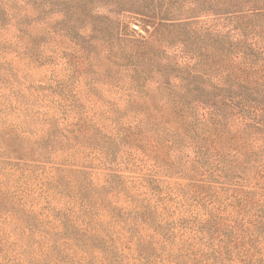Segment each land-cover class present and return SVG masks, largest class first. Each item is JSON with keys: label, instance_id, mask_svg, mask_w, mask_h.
I'll use <instances>...</instances> for the list:
<instances>
[{"label": "rangeland", "instance_id": "rangeland-1", "mask_svg": "<svg viewBox=\"0 0 264 264\" xmlns=\"http://www.w3.org/2000/svg\"><path fill=\"white\" fill-rule=\"evenodd\" d=\"M86 1L0 0V264H264V138L170 91L212 37L173 36L168 76L141 42L192 15L225 35L230 10Z\"/></svg>", "mask_w": 264, "mask_h": 264}, {"label": "trees", "instance_id": "trees-1", "mask_svg": "<svg viewBox=\"0 0 264 264\" xmlns=\"http://www.w3.org/2000/svg\"><path fill=\"white\" fill-rule=\"evenodd\" d=\"M81 1L87 3L88 8L94 5V2ZM97 1L99 4L112 3L115 6H124L117 0ZM215 6L230 10L228 11L230 26L225 35H220L217 31L219 30L217 26L220 25L218 20L213 23L212 29L206 31L204 25H199V15H192L187 19H163L164 24L160 28L155 27L152 37L141 42L146 44V47L156 45L157 51L162 53L160 60L165 68L164 75L168 76L171 70L169 66L173 65V58L167 45L175 40L173 36L179 37L181 34L190 33L197 38L198 34L199 37L209 34V37H212H210L212 44L208 52L210 61L203 60L201 55H195L199 62L186 65L184 69L187 73L183 77L185 83L176 87L172 86L170 89L179 96V100H175L176 104H180L191 113L192 111L201 113L204 119H213L212 123L215 127L222 126L226 121L229 131H238L239 137H244L249 130H256L259 138H264V57H259L260 52H264V33H262L264 32V0H191L185 10L212 9ZM146 8L157 12V7L146 5ZM237 8L248 9L232 11ZM181 10L183 9L170 6L165 7L163 13L172 16ZM244 11H247L248 15L236 16V13ZM252 15L260 22L257 31L251 27L253 25L243 20ZM253 33H256L255 36L250 38L249 34ZM150 60L156 66L158 61L153 58ZM202 65L214 66L211 69L215 72L219 69L222 75H217L215 79L203 84V80L199 79L200 76L194 73V70ZM198 80L202 82L201 85L196 84Z\"/></svg>", "mask_w": 264, "mask_h": 264}]
</instances>
